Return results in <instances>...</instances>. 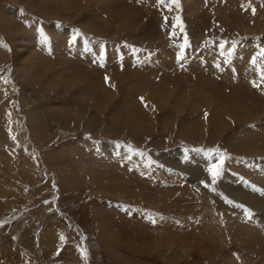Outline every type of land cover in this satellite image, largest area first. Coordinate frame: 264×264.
I'll use <instances>...</instances> for the list:
<instances>
[{
  "label": "rangeland",
  "instance_id": "obj_1",
  "mask_svg": "<svg viewBox=\"0 0 264 264\" xmlns=\"http://www.w3.org/2000/svg\"><path fill=\"white\" fill-rule=\"evenodd\" d=\"M261 49L264 0H0V264H264Z\"/></svg>",
  "mask_w": 264,
  "mask_h": 264
},
{
  "label": "snow or ice",
  "instance_id": "obj_2",
  "mask_svg": "<svg viewBox=\"0 0 264 264\" xmlns=\"http://www.w3.org/2000/svg\"><path fill=\"white\" fill-rule=\"evenodd\" d=\"M161 2H163V0H161ZM172 2H173V3H176L177 6L179 5V0H172ZM165 19H167V18H165ZM76 35H80V33H79L78 30H77V32H76ZM76 35H74L73 38H72L73 42H74L75 39H76ZM42 40H43L44 42H47V41H48V37L42 34ZM4 46L7 47V45H4ZM221 47H223V45H221ZM258 55L261 56V57H264V49H261L260 52L258 53ZM181 58H183V56H181ZM252 63H253V64H256V63H257L256 57H253V58H252ZM217 66L219 67V65H217ZM261 79H262V81H264V69L261 70ZM253 84H254V86H256V87H259V85L255 83V81L253 82ZM225 158H226V157H225L224 155H221V157H220V162H219L218 164H214V165H212V166L208 169V171H209L210 174H211V184H212V185H214V184L216 183L217 179H218V178L221 176V174H222V166H223V163H224ZM205 186H206V187H210L211 185H209V184L206 183ZM253 187H254V186H253ZM212 191H215V188H214V187L212 188ZM262 191H264V190H262ZM227 202L230 203V204H231V203H234V202L231 201V200H228ZM237 206H238V207H241V208L244 207V205H237ZM247 214H248L249 217H251V215H252L251 210H247ZM153 222H154V221H153ZM85 256H86V252H85Z\"/></svg>",
  "mask_w": 264,
  "mask_h": 264
},
{
  "label": "bare ground",
  "instance_id": "obj_3",
  "mask_svg": "<svg viewBox=\"0 0 264 264\" xmlns=\"http://www.w3.org/2000/svg\"><path fill=\"white\" fill-rule=\"evenodd\" d=\"M102 101V100H101ZM113 125H116V121H115V123H113ZM117 126H119V125H117ZM247 194H242V196H246ZM248 196V195H247ZM257 198V197H256ZM256 198H251L250 196H248V200H249V202L252 204V205H254V207H256V208H258V205H256V204H258L259 203V205H260V208H262V209H264V202H262L261 200H259L258 198L256 199Z\"/></svg>",
  "mask_w": 264,
  "mask_h": 264
}]
</instances>
